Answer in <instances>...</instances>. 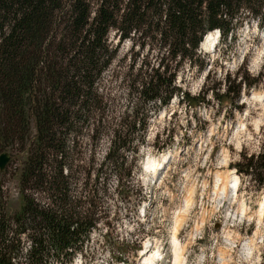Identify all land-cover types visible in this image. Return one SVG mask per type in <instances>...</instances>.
Instances as JSON below:
<instances>
[{"label":"trees","instance_id":"trees-1","mask_svg":"<svg viewBox=\"0 0 264 264\" xmlns=\"http://www.w3.org/2000/svg\"><path fill=\"white\" fill-rule=\"evenodd\" d=\"M247 18L264 28V0H0V150L27 153L20 208L11 212L0 192V264L72 263L94 230L108 231L150 117L175 96L194 98L180 71L205 64L208 33L234 39ZM125 40L147 53L130 66L133 103L118 115L105 76ZM238 78L224 79L223 99L235 103L258 80ZM104 137L112 143L98 163ZM236 170L264 186V148Z\"/></svg>","mask_w":264,"mask_h":264},{"label":"rangeland","instance_id":"rangeland-1","mask_svg":"<svg viewBox=\"0 0 264 264\" xmlns=\"http://www.w3.org/2000/svg\"><path fill=\"white\" fill-rule=\"evenodd\" d=\"M111 36L117 44L115 32ZM199 52L205 64H186L177 78V84L194 98L175 96L153 113L137 159L129 157L133 165L129 195L125 200L116 195L110 203L112 216L118 213L116 220L108 231L104 225L94 230L84 250L68 264H143L142 250L152 243L162 250L160 264H173L172 237L178 218H182L177 233L184 246L182 264H264V217L259 220L256 213L264 201V186L236 170L244 155L258 154L264 148V28L256 19L247 18L234 39L220 37L215 50L202 44ZM143 54L138 45L125 40L117 62L105 76L118 115L133 103L127 76L133 60ZM238 71L249 81L258 80L252 87L243 86L232 103L222 98L229 84L224 79L238 78ZM210 87L217 92L210 90L206 98H198ZM111 143L108 137L97 143L98 163ZM164 153L173 155L172 160L152 183L149 164ZM10 154L8 165L0 170V184L8 208L15 212L22 203L20 173L27 153ZM219 172L239 176L237 196L233 185L227 194L222 192ZM116 186L113 175L111 191ZM149 199L151 207L144 213V201Z\"/></svg>","mask_w":264,"mask_h":264},{"label":"bare ground","instance_id":"bare-ground-1","mask_svg":"<svg viewBox=\"0 0 264 264\" xmlns=\"http://www.w3.org/2000/svg\"><path fill=\"white\" fill-rule=\"evenodd\" d=\"M219 33H220V31L218 29L211 31L210 33H208L206 35L202 44L205 47H213L215 45L217 39H218ZM220 35H221V33H220ZM169 156H173V155H170V153H164V154H162V156L160 158H158L157 161L155 160V162H153V163H150V161H149V163H150L149 169H150L151 174H154V176H156V175L159 176L158 170L160 169V167L163 165L164 161ZM165 166L166 165L163 166L162 170L165 168ZM217 175H218L217 180L220 181V183L222 185V192L227 194L228 190L231 189L232 185H233L232 189L234 191H236V188L238 186V182H240V178L238 175L232 176L231 172L226 173L225 174L226 176H223L224 174L222 175V173H220V172ZM231 182H234L235 185L233 183L231 184ZM190 191H191V189H190ZM236 194H238V191H236L235 195ZM190 201H191V199L188 198L187 199V205H189L191 203ZM243 212H244V214L247 213L246 207L243 208ZM256 213L259 217V220H261L264 217V201H261V207L258 210V212H256ZM181 223H182V218H178L177 223H176V230H175V233L172 237L173 250H174L173 251V255H174L173 264H182L183 261L185 260L184 246L177 236L179 226L181 225ZM253 242L254 241H252V240L247 242V244H249V246H250L249 249H251ZM155 245H157V243L147 244L146 247L142 250V256H144L143 264H156L158 262V260H160V258L164 257L162 254V250L156 249V247H154Z\"/></svg>","mask_w":264,"mask_h":264},{"label":"water","instance_id":"water-1","mask_svg":"<svg viewBox=\"0 0 264 264\" xmlns=\"http://www.w3.org/2000/svg\"><path fill=\"white\" fill-rule=\"evenodd\" d=\"M10 159H11L10 152L5 151V152L0 154V170H4L6 168ZM1 190H2V186L0 184V192H1Z\"/></svg>","mask_w":264,"mask_h":264}]
</instances>
